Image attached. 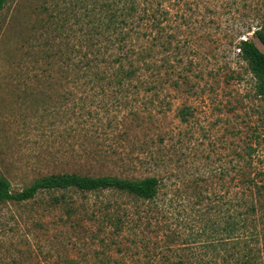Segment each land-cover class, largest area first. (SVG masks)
Returning <instances> with one entry per match:
<instances>
[{"label": "rangeland", "instance_id": "374dc122", "mask_svg": "<svg viewBox=\"0 0 264 264\" xmlns=\"http://www.w3.org/2000/svg\"><path fill=\"white\" fill-rule=\"evenodd\" d=\"M81 5L9 0L0 12V174L12 193L63 173L156 176L159 192L147 204L107 191H45L29 201L3 202L0 264H97L84 258L89 238L83 235L98 228L85 218L97 207L147 210L160 235L184 220L215 218L211 208L226 198L239 203L248 193L247 178L264 184V101L255 97L254 79L237 49L248 38L264 53L251 35L264 23V0L163 3L169 12L164 33L181 52L180 76L173 75L179 87L165 81L146 91L139 82L117 92L70 80L67 56H79L84 46L83 25L72 26V11L83 18ZM157 51L153 62L162 56ZM181 109L188 111L185 121ZM260 193L258 207L263 187ZM61 196L76 215L52 202ZM256 217L263 227L264 206ZM132 233L126 230L122 239Z\"/></svg>", "mask_w": 264, "mask_h": 264}, {"label": "trees", "instance_id": "16d2710c", "mask_svg": "<svg viewBox=\"0 0 264 264\" xmlns=\"http://www.w3.org/2000/svg\"><path fill=\"white\" fill-rule=\"evenodd\" d=\"M8 1L0 0V12ZM81 2L85 3L81 5L84 19L72 11V26L83 25L79 28H84V49L81 47L79 56L73 52L67 56L71 82L91 86L102 84L101 89L114 87L115 92L135 87L139 82L145 85L146 91L162 86L165 81L175 88L179 87L173 75L180 76L176 68L181 61V52L177 46L172 47L173 40L164 33L162 23L168 20L169 15L163 3L177 6L183 4V0ZM142 28L149 32L142 31ZM251 35L264 48V23L256 26ZM155 48L162 54L155 61L158 64L152 61ZM237 49L254 79L255 97L264 101V53L248 38L240 40ZM161 75L166 78L159 79ZM187 114L186 109H181L180 120L185 121ZM160 185L161 180L156 176L129 179L116 175L94 177L63 173L38 178L20 192L12 193L9 182L0 174V204L29 201L45 191H107L147 204L156 199ZM245 186L248 193L239 203L231 196L211 208L218 213L215 218H199L200 221L190 220V223L184 220L178 228L168 226L160 235L158 230L151 228V214L147 210H127L111 203L102 207L94 205L97 209L91 210L85 218L98 228L88 234L84 231L86 234L83 235L89 238V249L85 250L83 257L87 261L91 258L97 264H264V226L259 227L256 217L259 207L264 206H257L264 184L258 185L247 178ZM253 188L255 191L252 194ZM52 202L67 208L69 216L77 213L64 196L54 198ZM238 208H242L241 213H238ZM108 228L109 231L104 233ZM126 230L134 233L132 238L124 240L122 234ZM149 233L153 234V238L148 237ZM103 234L107 235V240ZM91 243L96 247H91ZM115 253L119 255L118 259L113 258ZM67 263L79 264L75 259Z\"/></svg>", "mask_w": 264, "mask_h": 264}]
</instances>
